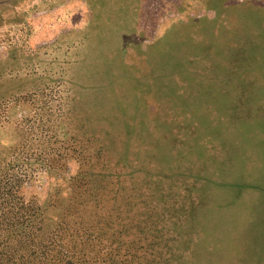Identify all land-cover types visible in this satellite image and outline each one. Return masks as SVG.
I'll return each instance as SVG.
<instances>
[{
  "label": "rangeland",
  "instance_id": "rangeland-1",
  "mask_svg": "<svg viewBox=\"0 0 264 264\" xmlns=\"http://www.w3.org/2000/svg\"><path fill=\"white\" fill-rule=\"evenodd\" d=\"M0 257L264 264V0H0Z\"/></svg>",
  "mask_w": 264,
  "mask_h": 264
},
{
  "label": "trees",
  "instance_id": "trees-1",
  "mask_svg": "<svg viewBox=\"0 0 264 264\" xmlns=\"http://www.w3.org/2000/svg\"><path fill=\"white\" fill-rule=\"evenodd\" d=\"M71 221H73V220H70V223H69L70 226L66 228V232H68V235L70 238V242L68 243V246H66V244L63 242L62 245L57 244L55 247L56 251H53L54 253H56L55 255H57L58 257L64 258L67 256L66 258H68L69 260H72V258L78 257V255H81V254L83 256L89 255V252L87 251L85 243L87 240L92 238L94 233H95L94 236H96L97 240L99 242H101L100 244L103 243V239H104L103 237L98 236V235H100L98 233V230L96 231L95 227L93 229L90 224H88V226H86V227L81 226L82 229L77 230V228H74ZM56 222H58V221H56ZM96 233H98V234H96ZM101 234H103V233H101ZM80 237H83V238H80ZM103 245L105 246V244H103ZM23 247L24 246H22V248ZM26 247H27V245H26ZM7 253H9L8 250L2 251L1 255L5 256V255H7ZM44 254H46V252H44ZM108 254L110 255L111 253L108 252ZM4 260H11V259L9 257H0V264H3L2 261H4Z\"/></svg>",
  "mask_w": 264,
  "mask_h": 264
}]
</instances>
